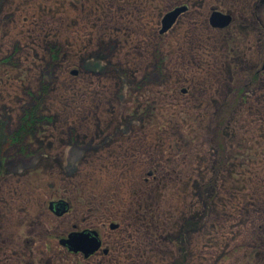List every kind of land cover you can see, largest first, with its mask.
<instances>
[{"label": "rangeland", "instance_id": "obj_1", "mask_svg": "<svg viewBox=\"0 0 264 264\" xmlns=\"http://www.w3.org/2000/svg\"><path fill=\"white\" fill-rule=\"evenodd\" d=\"M256 1L0 0V264H50L43 231L74 226L100 230L111 264H264ZM211 8L232 23L211 29ZM47 181L73 204L57 221Z\"/></svg>", "mask_w": 264, "mask_h": 264}, {"label": "flooded vegetation", "instance_id": "obj_2", "mask_svg": "<svg viewBox=\"0 0 264 264\" xmlns=\"http://www.w3.org/2000/svg\"><path fill=\"white\" fill-rule=\"evenodd\" d=\"M255 5H256V3H255ZM255 5H254L253 14H254V19L258 23L256 16H255ZM178 7H182V6L174 7L172 10H174L175 8H178ZM186 10H187V7H186ZM213 12H219L222 15L229 16L230 17L229 25L232 23L233 18H234V14L231 11L226 10V12L223 13V12L217 11L214 8H211V11L208 15V21H209L210 15ZM182 14H180L178 16V18ZM163 17H164V15H163ZM162 18H161V20H162ZM208 25H209V22H208ZM227 27H225L223 29H226ZM210 28L213 30H223V29H214L211 26H210ZM35 183L36 182H34V181L27 183L29 190L31 188L33 189V191L35 190V186H34ZM32 184L34 187H32ZM37 184H39V186H38L39 189L44 190L45 192L49 193L54 198L53 200L48 201L46 204L47 214L52 219H54L56 221L65 217V215L69 212L70 208L73 206V204L69 198H64V197L59 196L62 193L65 195L66 192L68 191L66 189L67 188L66 182L65 181H63V182L62 181H47V182H44L43 184H41V183H37ZM25 188H26L25 185L23 186V188H22V186H20L19 193L23 192V194H25V193L29 192V190L25 191L24 190ZM72 190L74 191V189H72ZM33 191H31V192L33 193ZM55 204H60L58 206L59 208H57V210H56ZM61 205L62 206L64 205L65 209H66V211L63 214H59V211L62 210L60 208ZM113 224L116 225V227H110V225H113ZM257 227H262L260 225V222L258 223ZM33 228H35V227H31V229H33ZM62 228L63 227H46L47 230L43 231L44 233H46V236L43 238L44 240H42L43 247L49 248V251L47 253H49L50 258L53 260L52 262H50V264H68L69 261L71 263V259H75L74 264H76V262H78V260H79V262L82 261V262L87 263V264H90L92 262H94L93 264H100L99 263L100 261L103 262L106 259L108 260L109 258H110V261L107 264H111V260H112L111 249L104 245V241L102 239L100 230L97 227H81V228H79V227L74 226V227H70L69 229L67 227H64V228H67V230L62 229ZM119 229H120V227H118V225L115 223H110L108 225V230L111 233L117 232ZM34 231H32L31 234H29L27 237H24L23 239L20 237L18 238L17 241L20 244H22V243L26 244L23 246V248H27L28 245H31L34 247V245H35V241L33 239V238H35ZM56 231H57V233H56ZM58 231H60L61 233H59ZM147 232L148 231H142L141 233H144V234L138 235L141 238L140 239L141 241H139V245H141V246H139L140 249H145L148 246L146 244L149 242L150 239H143V237H145L147 235ZM80 236H86L87 239H90V240H92L93 238L97 239L100 243V247L96 251L92 252L87 257H85V255L81 251L71 250L70 247H75L79 244L75 240ZM41 239L42 238H40L39 240H41ZM28 247H30V246H28ZM26 252L29 254L30 257H32V258L34 257L33 249L29 248L28 251H26ZM133 258H134V256H131L130 259H128V258H126V259L132 260ZM77 264H79V263H77ZM129 264H144V260L139 259V261H136L135 263L130 262Z\"/></svg>", "mask_w": 264, "mask_h": 264}, {"label": "water", "instance_id": "obj_3", "mask_svg": "<svg viewBox=\"0 0 264 264\" xmlns=\"http://www.w3.org/2000/svg\"><path fill=\"white\" fill-rule=\"evenodd\" d=\"M186 11V7H178L174 10L166 13L161 20V28L159 30L160 34L167 32L172 25L175 23L178 16ZM255 16L259 25L264 30V0H258L255 5ZM209 25L214 29H223L227 27L230 23V17L220 14L219 12H213L209 18ZM60 204H55L56 210L59 208ZM52 206V205H51ZM62 210L59 211V214H63L66 209L65 206L61 205ZM110 227H116V225H110ZM82 238V239H81ZM79 243L75 247H70L71 250L81 251L85 257L89 256L92 252L96 251L100 247V243L97 239L93 238L92 240L87 239L86 236H80L75 240Z\"/></svg>", "mask_w": 264, "mask_h": 264}, {"label": "trees", "instance_id": "obj_4", "mask_svg": "<svg viewBox=\"0 0 264 264\" xmlns=\"http://www.w3.org/2000/svg\"><path fill=\"white\" fill-rule=\"evenodd\" d=\"M38 118L35 111L29 112L25 115L22 125L19 128V135H26L35 131L38 124Z\"/></svg>", "mask_w": 264, "mask_h": 264}]
</instances>
